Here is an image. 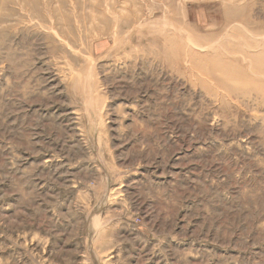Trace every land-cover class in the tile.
<instances>
[{
    "label": "rangeland",
    "instance_id": "rangeland-1",
    "mask_svg": "<svg viewBox=\"0 0 264 264\" xmlns=\"http://www.w3.org/2000/svg\"><path fill=\"white\" fill-rule=\"evenodd\" d=\"M0 264H264V0H0Z\"/></svg>",
    "mask_w": 264,
    "mask_h": 264
}]
</instances>
